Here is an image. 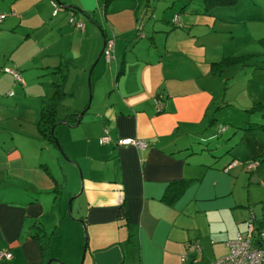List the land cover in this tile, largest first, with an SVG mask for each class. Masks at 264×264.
I'll return each mask as SVG.
<instances>
[{
    "label": "crops",
    "instance_id": "1",
    "mask_svg": "<svg viewBox=\"0 0 264 264\" xmlns=\"http://www.w3.org/2000/svg\"><path fill=\"white\" fill-rule=\"evenodd\" d=\"M35 1H45V6L39 10ZM115 1L56 0L65 12L58 14L43 33L44 28L38 24L54 17L52 0H0V39H14L8 52L16 46L19 32L30 34V38L40 32L42 40L54 34V43L49 41L45 46L46 42H39L43 47L38 55L62 45L50 51L56 56L45 54L32 60L42 68L55 69L49 101L55 83L64 76L66 97L62 106L67 100L66 70L72 67L86 74L92 66L90 105L84 111L78 108L59 123L73 127L71 130L85 125L81 139L66 146L73 162L69 173L64 174V184L53 175L45 163L48 161L44 162V149L52 144L40 135L39 119L34 123L38 135L27 133L22 137L34 141L32 144L12 141L7 148L3 140L9 136H0V253L12 254L10 260L0 264H214L229 254L227 243L247 231L252 217L256 233L264 231V128L255 126L264 125V112H247L264 107V88L256 83L251 93L254 99L242 109H233L236 113L228 121L232 129L224 135L230 143L219 149L220 137L216 134L220 135L221 124L209 119L216 108L214 92L201 87L196 78L183 76L188 71L183 66L174 71L171 66L168 74L163 68L170 55L183 52L166 51L157 61L153 56L160 51L155 37L146 40L150 48L145 50L141 49L142 40L131 44L126 38L116 40L115 60L106 62L103 53L110 35L97 15L104 9L108 20ZM184 2L189 7L194 0ZM44 9H48L46 16L42 15ZM256 11L255 22L261 25L254 43L258 45L264 38V7ZM185 14L186 18L190 15ZM29 17L31 22L27 23ZM72 17L76 21L85 22L81 17L90 20L102 36L86 22L82 23L84 32L77 31L70 24ZM164 30L160 27L158 33ZM65 32L71 36L64 41ZM85 33L87 36H83ZM89 36L100 38V43L92 47ZM256 53L261 56L255 54L254 60L264 59L261 52ZM216 55L217 60L225 57V53ZM156 67L159 70L148 72ZM120 69L121 75L115 79ZM259 70L264 71V64ZM158 100L162 111L156 105ZM49 101H42L41 110ZM231 107L224 103L217 111ZM90 108L98 114L85 122ZM82 113L85 117L79 121ZM74 115L78 119L72 122L70 116ZM105 130L114 142L134 138L143 140L147 148L102 146ZM251 162L258 166L247 171L245 165ZM183 182L189 184L174 196ZM172 184H177L175 189L170 188ZM61 187L75 199V220L66 214L63 202L58 205ZM50 220L58 223L52 235L48 232L49 224H53ZM195 241L202 246L197 259L189 247Z\"/></svg>",
    "mask_w": 264,
    "mask_h": 264
},
{
    "label": "rangeland",
    "instance_id": "2",
    "mask_svg": "<svg viewBox=\"0 0 264 264\" xmlns=\"http://www.w3.org/2000/svg\"><path fill=\"white\" fill-rule=\"evenodd\" d=\"M176 1L178 0H116L111 6L112 8L109 9L108 20L104 15V9L97 15V20L110 35L108 39L115 38L118 42V40L128 38L132 42L131 44L142 40V50L150 48L149 41L146 40L155 37L160 51V53L153 56L157 61L163 58V53L166 51L183 52V54L170 55L163 68L168 74L171 66L172 71L177 66H183L188 70L182 74L183 76L196 78L201 87L214 92L216 108L210 114L209 119L212 122L217 120L215 125L221 124L218 128L220 135L219 133L216 134V138L220 137L217 142H220L219 149H223L230 143L229 138L224 137V135L229 129H232L228 121H231L233 113H236L233 109L238 107L242 109L254 99V95L251 93L254 94L256 83L260 84L262 89L264 88V71L259 70L262 65L261 61L264 62V59L262 57L259 58L260 61L254 60L256 52L261 51L264 54V48L259 44H254L255 40L258 39V27L261 26L255 22L257 16L254 13L257 12L256 8L264 7V0H235L234 5L231 7H214L211 9L207 8L203 0H194L189 7L185 6L184 1L190 3L191 0ZM53 2L54 0H52V14L54 17L51 16L46 23L41 22L38 24V26L44 28L43 33L48 30L47 28L50 27L51 22L57 16L54 14L56 9ZM173 2H175L174 5H172ZM37 4L40 10L41 7L45 6L43 5L45 1L37 2ZM33 8H37V5H34ZM227 8L232 10L225 11L228 10ZM192 10L196 13L191 14ZM61 12L65 11L61 9L58 14ZM15 13H19L18 10L15 9ZM175 13L178 15L175 16ZM185 13L190 15H187L186 18ZM47 14L48 9H44L42 15L46 16ZM176 17H179V20L175 25ZM222 17L227 18V20ZM27 19V23H30L31 17ZM81 19L90 25L89 28H96L99 36H102L99 27L86 18L81 17ZM186 19H189L188 24H184L187 23ZM233 20L236 21L232 22ZM80 22L81 24L85 23L77 21V23ZM73 27L77 31L79 30L75 26ZM160 27L167 29V31L164 30L166 32L158 33ZM185 28H188V30ZM138 33L140 36L137 35ZM29 35L28 33L22 34V32H19L17 35L19 40L11 50L12 52L8 51H10L11 43H14V39L12 37L0 39V45L2 46L0 52V136H9L3 140L4 146L7 148L12 141L34 143V141L22 139V137H26L27 133L29 136L38 135L34 125L35 119L38 120L40 117L42 101H49L47 96L49 92L53 91L49 87L53 82L52 76L55 69L42 68L41 65L32 63V60L40 59L45 54L50 55V51L62 46L54 45L52 50L38 55L42 52L43 42H46L45 46H48L49 41L54 43L55 36L49 34L44 38L45 40H42L40 32L36 35L33 34V38H30ZM70 36L65 32L63 40H67ZM83 36H87L86 33ZM89 37L91 38L90 44H92V47L96 43H100V38ZM40 41L43 42L40 44ZM6 51L8 53L7 57L4 56ZM218 53H225L226 58L222 57L217 60L216 54ZM51 55L56 56V54ZM184 56L195 59L196 62H193L192 59L188 61ZM47 58L51 57H45V59ZM58 58L61 60V55ZM151 58L146 61H150ZM17 59H22V61L16 62ZM10 60H14V63ZM51 66L54 68L57 64H51ZM7 67L9 70L20 74L22 81H16L15 77L6 71ZM91 67L86 74L82 69L72 67L64 72L67 76L66 88L69 95L58 111L61 120L74 114L78 108L84 111L86 110L85 107L87 108V105H90L92 100ZM154 70H159V68L148 69V72ZM117 75L116 70L115 79ZM249 77H252L254 83ZM224 103H230L232 107L217 111L218 107ZM96 114L98 112L94 113V108L87 110L85 122L90 120L92 116H96ZM71 128L73 127L59 124L54 130L55 138L63 148L65 156L61 154L59 148L55 145H50L49 149H44V162L48 161L45 163L49 164L53 175L59 179L61 184H64V174L69 173L73 162L66 151V146L71 141L81 139L82 132L85 131V125L83 124L73 130ZM35 144L41 150V145L36 142ZM56 152L61 157L60 162L62 165L56 159ZM48 157L49 159H47ZM64 167L65 170H63ZM79 174L81 177L80 171ZM80 181H82V177ZM63 188H60V195L57 199L58 205H62L63 202L66 214L72 220H75V208L73 207L75 199L69 197L68 192ZM76 211H78V208ZM50 221L53 224H49L48 232L52 235L58 223L54 220ZM83 234L85 243L86 233L84 229Z\"/></svg>",
    "mask_w": 264,
    "mask_h": 264
},
{
    "label": "built area",
    "instance_id": "3",
    "mask_svg": "<svg viewBox=\"0 0 264 264\" xmlns=\"http://www.w3.org/2000/svg\"><path fill=\"white\" fill-rule=\"evenodd\" d=\"M53 5L56 9L54 14L57 15L59 10H61V7L56 1L53 2ZM2 20L3 16L0 15V23L2 22ZM178 20L179 18L176 17L175 23ZM74 22V19H71V23L73 24ZM75 25L77 29L83 31V24L76 22ZM114 49V40L111 39L107 41L104 49V56L108 64H111L114 60ZM6 71L12 74L15 77L16 81H22L20 74H18L17 72L11 71L9 70V68H6ZM156 105L158 109L162 111L163 106L159 100L156 101ZM111 143H114V145L118 147H134L140 150H145L147 148V144L143 140L134 138H121L114 142L108 130H105L104 135L100 139V144L107 145ZM236 163L237 162H235L234 165H236ZM257 166L258 163L254 162L248 164L245 169L247 171H251L253 169H256ZM253 221L254 217L250 219L247 233H239L235 240L227 243L229 254L226 257L217 260L214 264H264V234L260 233V235H258L257 237L254 236L255 226L253 224ZM189 247L195 254L194 259H197L201 256L202 252L199 242H193ZM11 258L12 254L9 251L0 253V262L3 260H10ZM182 260L185 261L186 258L184 257Z\"/></svg>",
    "mask_w": 264,
    "mask_h": 264
},
{
    "label": "trees",
    "instance_id": "4",
    "mask_svg": "<svg viewBox=\"0 0 264 264\" xmlns=\"http://www.w3.org/2000/svg\"><path fill=\"white\" fill-rule=\"evenodd\" d=\"M106 1H107L106 3L111 2V0H106ZM203 2H204V4H206L207 8L211 9V8H214V7H231V6L234 5L235 0H203ZM59 5H60L61 9L63 10L64 6L62 7L61 4H59ZM14 15H15V13H14ZM71 19H74L75 22L73 24L70 22V24L72 26L76 27L75 24H76L77 21L75 20L74 17H72ZM83 31H84V29H83ZM138 36H140L139 33H138ZM109 40H111V39H107L106 42L109 41ZM112 40H114V42L116 44V39L112 38ZM258 43L260 44V46H262L264 48V44H263L264 43V38H263V40L261 42H258ZM104 49H105V47H104ZM114 52H115V49H114ZM255 54L261 56V54H257V53H255ZM103 55H104V53H103ZM114 60H115V56H114ZM261 64H264V62L261 61ZM121 72L122 71L120 69L116 79L119 78V76L121 75ZM65 97H66V93H65V76H64V77H62V80L60 82L55 83L53 96H52L51 100L48 103L44 104V106H43V108H42V110L40 112V117H39L38 124H37L38 125V131H39L40 135L42 136V138L44 140L50 142L52 145H55V146H57V142L58 141L55 138V134H54L55 131L54 130H55L56 126L61 122V119L59 118V115H58V111H59V108L62 106V103H63ZM255 110H260L261 112H264V107L263 106H258V107H255L252 110H248L247 112L251 113V112H254ZM70 117L72 119V122H75L78 119V115L77 116L74 115V116H70ZM255 126H257L259 128H262V129L264 128V125H255ZM253 128H254L253 126L250 127V129H253ZM107 145H109V144H107ZM251 163H254V162H251ZM248 164H250V163H248ZM248 164L245 165V168H246V166ZM188 184H189L188 182L180 183V184H178L179 187L176 188V189H175V186L177 184H172V186L170 188H172L174 186L175 191L178 189V192H173L174 196H177V195L181 194L182 188L183 189L186 188V186ZM254 222L255 221H253V224L255 226ZM248 226H249V223H248ZM256 229L257 228H255V232H254V236L255 237L260 235V233L264 234V231L259 230V229H258L259 232L256 233ZM247 231H248V229H247ZM247 231L243 232V234L247 233ZM195 242H199V241H195ZM200 246H201V244H200ZM44 250L48 251V249L46 247H44ZM201 252H202V246H201Z\"/></svg>",
    "mask_w": 264,
    "mask_h": 264
},
{
    "label": "water",
    "instance_id": "5",
    "mask_svg": "<svg viewBox=\"0 0 264 264\" xmlns=\"http://www.w3.org/2000/svg\"><path fill=\"white\" fill-rule=\"evenodd\" d=\"M83 116H84V113H82V114L80 115V119H79V121L83 118ZM57 147L59 148L61 154H62L63 156H65V153H64V151H63L61 145H60L58 142H57Z\"/></svg>",
    "mask_w": 264,
    "mask_h": 264
}]
</instances>
